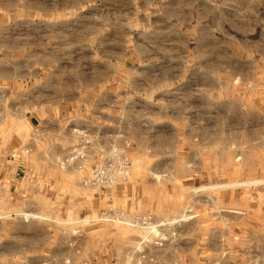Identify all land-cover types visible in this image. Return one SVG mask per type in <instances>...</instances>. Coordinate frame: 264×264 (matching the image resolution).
Here are the masks:
<instances>
[{"label": "rangeland", "instance_id": "374dc122", "mask_svg": "<svg viewBox=\"0 0 264 264\" xmlns=\"http://www.w3.org/2000/svg\"><path fill=\"white\" fill-rule=\"evenodd\" d=\"M4 2L8 0H0V5ZM17 4L23 9V0ZM88 5L84 0H33L31 8L37 19L34 33L45 15L40 9L69 12L64 18L72 13L79 17L74 43L79 64L46 71L49 76L50 70H64L65 77L72 79L64 88L79 93L85 107L93 100L88 99L89 90L119 94L121 89L116 81H97L95 87L88 82L89 72L98 77L104 71V66L83 64L88 54L83 26ZM95 5L98 56L103 18L100 2ZM42 19L50 25L57 18L49 13ZM112 29L117 37L118 19H113ZM36 45L33 55L39 50ZM54 47L49 44L51 50ZM117 71L118 67L108 68L112 74ZM29 83L28 89L36 87L33 93H38L41 82ZM124 85L133 94L121 102L129 118L119 130L122 140L108 139L104 115H97L96 123H102L93 129L98 138L67 139L51 178L19 175L14 169L17 160H12L31 152L25 145L30 129L24 113L40 99L0 96V264H264V133L247 128L246 110L251 106H237L233 115L232 102L225 101L223 123L217 128L215 98L201 96L196 85L184 90L176 83L171 100L177 110L174 130L170 122L147 124L144 132L137 133L135 112L144 102L134 96V83ZM119 104V98L113 97L112 107ZM183 108L187 113L178 112ZM253 139L263 140L237 144ZM112 145L124 146L131 161L128 175L104 187L84 184L91 167ZM74 150L83 157L66 160ZM119 213L149 218L155 227L150 231L130 226ZM146 235L149 240L140 244ZM110 247L116 256H108Z\"/></svg>", "mask_w": 264, "mask_h": 264}, {"label": "crops", "instance_id": "0c3cea01", "mask_svg": "<svg viewBox=\"0 0 264 264\" xmlns=\"http://www.w3.org/2000/svg\"><path fill=\"white\" fill-rule=\"evenodd\" d=\"M18 1L21 0L0 5V92L8 91L0 96L40 100L38 105L30 103L24 113L30 129L25 145L31 152L12 159L17 160V174L54 177L53 170L68 145L67 139L98 138L93 129L102 126L96 123L99 114L104 115L103 128L108 139L122 140L124 135L119 130L126 127L129 118L124 116L121 102L133 94L123 89L128 82L135 84L134 96L144 102L135 112L137 133L144 132L147 124L170 122L174 130L177 110L171 100L176 96V83L184 90L196 85L201 96L206 93L215 98L217 128L223 123L225 101H231L233 115L235 107L251 106L246 110L250 122L247 128L264 133V0H84L89 5L83 20L88 51L83 64L89 68L104 66L98 77L89 72L88 82L95 87L97 81H116L121 87L119 94L89 90L88 99L93 100L86 107L81 106L84 102L79 93L64 88L65 83L72 81L65 77L64 70H50L51 77L46 71L79 64L78 47L74 44L78 41L79 17L72 13L65 19L63 15L69 12L40 9L39 13L45 15L40 17L39 32L34 33L37 19L31 9L33 0H23V9ZM97 1L103 18L98 56ZM49 13L57 18L50 25L42 19ZM113 19L119 21L117 37L112 29ZM36 43L39 50L35 48L33 55L32 46ZM49 44L55 45L53 50ZM109 67H118V71L112 74ZM33 81L41 82L38 93H33L36 87L28 89ZM113 97L119 98L118 106L112 107ZM178 112L187 113L186 108ZM262 140L237 144L255 145ZM109 251L108 256H116L112 247Z\"/></svg>", "mask_w": 264, "mask_h": 264}, {"label": "built area", "instance_id": "2783aa9c", "mask_svg": "<svg viewBox=\"0 0 264 264\" xmlns=\"http://www.w3.org/2000/svg\"><path fill=\"white\" fill-rule=\"evenodd\" d=\"M86 142V141H85ZM84 148V146H82ZM73 153L75 152L72 151ZM83 157L81 151L75 152V154L70 155L66 160H77ZM131 167V161L125 153L124 146L112 145L106 155L89 171V175L83 180L84 184L104 187L116 183L120 179H124L128 175V171ZM118 214L113 213L111 217H116ZM119 216L122 218V221L130 226L146 228L150 231H153L154 225L151 223L149 218L134 216L131 218L124 217L123 214L119 213ZM151 233V232H150ZM150 233L148 235H150ZM148 235L145 238L141 237L140 244L147 239ZM149 240V239H147ZM156 240L159 239H154ZM141 256H145L143 250L140 251Z\"/></svg>", "mask_w": 264, "mask_h": 264}]
</instances>
